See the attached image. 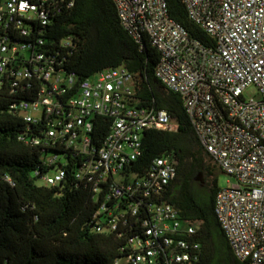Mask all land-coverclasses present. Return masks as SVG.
Here are the masks:
<instances>
[{
  "label": "built area",
  "instance_id": "built-area-1",
  "mask_svg": "<svg viewBox=\"0 0 264 264\" xmlns=\"http://www.w3.org/2000/svg\"><path fill=\"white\" fill-rule=\"evenodd\" d=\"M54 1L0 5V90L30 96L10 107L29 123L20 138L40 154L39 184L73 181L102 197L95 229L119 236L131 231L128 250L114 264H197L196 228L162 199L177 175L176 160L165 154L144 173L133 169L145 131L176 130L177 123L165 109L136 104V79L126 67L79 81L59 52L22 41L37 20L48 23ZM113 1L128 34L158 50L156 76L181 96L201 145L235 180L215 198L234 255L264 264V0H183L207 42L170 15L166 0ZM251 85L260 98L244 96ZM104 122L109 132L100 142Z\"/></svg>",
  "mask_w": 264,
  "mask_h": 264
},
{
  "label": "trees",
  "instance_id": "trees-1",
  "mask_svg": "<svg viewBox=\"0 0 264 264\" xmlns=\"http://www.w3.org/2000/svg\"><path fill=\"white\" fill-rule=\"evenodd\" d=\"M166 1L170 15L192 36L209 41L189 18L183 0ZM31 31L21 40L34 41L39 50L59 52L65 70L79 81L110 67L124 66L134 74L136 104L167 110L177 129H147L142 155L133 162V169L144 173L155 157L171 154L177 175L162 199L176 206L181 219L196 228L197 264H250L234 255L215 213V198L222 188L218 176L224 171L201 145L181 96L156 76L158 50L149 39L141 45L128 34L114 1L55 0L48 23L37 20ZM69 37L67 45L63 41ZM29 97L5 87L0 90V264H114L128 250L131 231L119 236L118 231L95 229L94 213L102 197L73 181L39 184L35 171L40 154L20 138L29 123L10 107L17 99ZM108 132L105 123L100 142ZM105 216L106 211L99 215L100 219Z\"/></svg>",
  "mask_w": 264,
  "mask_h": 264
},
{
  "label": "rangeland",
  "instance_id": "rangeland-1",
  "mask_svg": "<svg viewBox=\"0 0 264 264\" xmlns=\"http://www.w3.org/2000/svg\"><path fill=\"white\" fill-rule=\"evenodd\" d=\"M244 96L246 98H251V97L260 98L261 93L255 85H251L245 89ZM233 183H235V180L232 176H230L224 172H220V174L218 176V184L220 187H227Z\"/></svg>",
  "mask_w": 264,
  "mask_h": 264
}]
</instances>
